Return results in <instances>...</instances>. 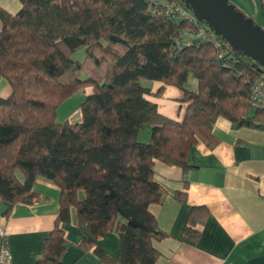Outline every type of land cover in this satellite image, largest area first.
I'll return each instance as SVG.
<instances>
[{
    "label": "trees",
    "instance_id": "obj_1",
    "mask_svg": "<svg viewBox=\"0 0 264 264\" xmlns=\"http://www.w3.org/2000/svg\"><path fill=\"white\" fill-rule=\"evenodd\" d=\"M153 1L20 0L14 14L0 5V76L10 87L0 97L2 215L38 198V177L59 190V212L36 264H64L63 225L73 219L83 252L94 248L103 258L98 239L115 231L116 262L154 264L159 252L151 241L165 236L149 211L165 194L154 163L180 167L185 175L193 146L217 144L218 116L233 128L264 130V108L248 102L249 86L263 78L259 65L232 48L219 56L214 44L224 47L225 38L203 19L204 38L187 43L182 33L194 27L164 11L165 3L182 0ZM176 40L183 43L178 51ZM79 48L83 57L72 59ZM190 77L194 89L187 86ZM145 80L183 92L181 121L157 111ZM86 87L79 120L56 121L58 106ZM145 125L150 136L142 142ZM206 217L205 206L192 207L182 237L196 240Z\"/></svg>",
    "mask_w": 264,
    "mask_h": 264
},
{
    "label": "crops",
    "instance_id": "obj_2",
    "mask_svg": "<svg viewBox=\"0 0 264 264\" xmlns=\"http://www.w3.org/2000/svg\"><path fill=\"white\" fill-rule=\"evenodd\" d=\"M0 5L14 14L20 0H0ZM142 85L149 89L146 98L160 114L182 120L187 103L178 87L158 80H145ZM187 86L194 89L195 79H189ZM9 93L7 81L0 76V97ZM150 128L141 136L149 139ZM212 133L217 144L193 146L185 175L180 167L154 163V177L165 190L159 203L149 205L165 234L151 241L159 252L154 264H264V130L233 128L228 119L218 116ZM34 190L38 198L14 205L8 217L2 215L0 201V229L6 231L10 264H36L59 212V190L50 179L38 177ZM200 205L207 208V217L196 226L197 239L189 241L182 237V229L191 208ZM63 228L64 264H119L115 261L120 246L117 232L98 239L105 252L101 258L94 248L83 252L78 247L82 233L75 219Z\"/></svg>",
    "mask_w": 264,
    "mask_h": 264
},
{
    "label": "water",
    "instance_id": "obj_3",
    "mask_svg": "<svg viewBox=\"0 0 264 264\" xmlns=\"http://www.w3.org/2000/svg\"><path fill=\"white\" fill-rule=\"evenodd\" d=\"M217 35L224 37L233 50L253 59L258 69L264 68V32L244 19L226 0H185ZM262 67V68H261Z\"/></svg>",
    "mask_w": 264,
    "mask_h": 264
},
{
    "label": "rangeland",
    "instance_id": "obj_4",
    "mask_svg": "<svg viewBox=\"0 0 264 264\" xmlns=\"http://www.w3.org/2000/svg\"><path fill=\"white\" fill-rule=\"evenodd\" d=\"M185 7L196 16V18L200 20V15L196 13L195 10L190 6V4L186 3L185 0H182ZM229 4L233 5L237 13L244 16L245 19L254 23V26H257L262 32H264V0H229ZM224 48L230 49V43L225 39L223 40ZM84 51L83 48H79L71 54V58L74 60H80L83 57ZM262 68V67H261ZM262 77L264 78V68H262ZM191 81H194V78H189ZM90 91L89 87L82 88L75 92L72 96L67 98L64 102H62L58 108L56 109V121L65 122L67 121H76L80 117L79 105L82 102L85 95ZM150 126L146 125L142 130H140L138 135V140L142 142H146L148 140V136L146 138L144 133L149 130ZM21 177V174L19 173Z\"/></svg>",
    "mask_w": 264,
    "mask_h": 264
},
{
    "label": "built area",
    "instance_id": "obj_5",
    "mask_svg": "<svg viewBox=\"0 0 264 264\" xmlns=\"http://www.w3.org/2000/svg\"><path fill=\"white\" fill-rule=\"evenodd\" d=\"M150 4H155L153 0H148ZM164 11L167 17L175 20H184L192 27L193 30L183 32V36L186 37V42L191 43L194 40H201L205 36V29L200 24L199 20L194 14L189 12L185 5L181 1H174L164 4ZM215 47L218 51L219 56L225 53V48L219 41H215ZM183 47V43L176 40L174 43V50L178 51ZM248 102L252 109H263L264 108V78L252 83L249 86L248 91ZM0 264H10L11 253L8 248L6 240V231L0 229Z\"/></svg>",
    "mask_w": 264,
    "mask_h": 264
},
{
    "label": "flooded vegetation",
    "instance_id": "obj_6",
    "mask_svg": "<svg viewBox=\"0 0 264 264\" xmlns=\"http://www.w3.org/2000/svg\"><path fill=\"white\" fill-rule=\"evenodd\" d=\"M226 2H227V5H229V6H231L234 10H235V8L233 7V5H230L229 4V0H226ZM236 11V10H235ZM237 12V11H236ZM243 18H244V16H243ZM245 19V18H244ZM254 24V23H253Z\"/></svg>",
    "mask_w": 264,
    "mask_h": 264
}]
</instances>
